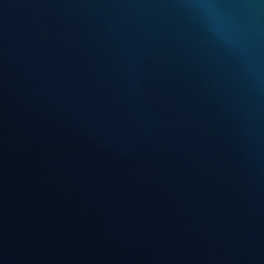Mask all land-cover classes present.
I'll use <instances>...</instances> for the list:
<instances>
[{
  "label": "water",
  "instance_id": "95a60500",
  "mask_svg": "<svg viewBox=\"0 0 264 264\" xmlns=\"http://www.w3.org/2000/svg\"><path fill=\"white\" fill-rule=\"evenodd\" d=\"M0 264H264V0H0Z\"/></svg>",
  "mask_w": 264,
  "mask_h": 264
}]
</instances>
